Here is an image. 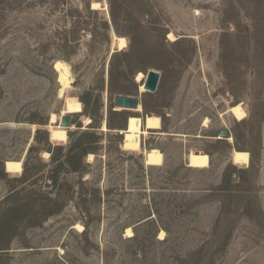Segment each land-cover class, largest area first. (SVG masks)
I'll return each mask as SVG.
<instances>
[{"label": "rangeland", "instance_id": "rangeland-1", "mask_svg": "<svg viewBox=\"0 0 264 264\" xmlns=\"http://www.w3.org/2000/svg\"><path fill=\"white\" fill-rule=\"evenodd\" d=\"M56 60L71 65L65 95ZM150 69L158 88L141 92ZM67 95L83 112L53 141ZM117 95L139 97L142 111L117 110ZM237 103L243 120L228 111ZM148 114L161 130L140 151L123 148L129 116ZM152 148L162 165L146 164ZM191 150L210 167H190ZM60 166L53 188L47 174ZM40 193L65 199L34 221ZM0 264H264V0H0Z\"/></svg>", "mask_w": 264, "mask_h": 264}, {"label": "bare ground", "instance_id": "bare-ground-1", "mask_svg": "<svg viewBox=\"0 0 264 264\" xmlns=\"http://www.w3.org/2000/svg\"><path fill=\"white\" fill-rule=\"evenodd\" d=\"M99 3H93V8H97ZM169 38L175 39L172 33H169ZM115 40L118 45L119 50H124L128 46V40L124 36H115ZM54 69L58 74V82L60 83V94L65 95V93L72 87L74 77L72 74L71 65L63 60H56L54 63ZM143 73L139 72L137 80L143 78ZM140 91L144 92V85L141 83ZM65 110L63 114H78L83 112V105L81 101L73 96H65ZM117 110L127 109L132 112L142 111V106L139 104L138 108H121L116 107ZM236 119L243 120L247 117V111L243 107L242 103H237L232 105L228 110ZM59 118L56 114H52L50 119V137L53 141L66 142L68 140V131L66 126L59 124ZM91 122L90 118H87L85 125ZM209 123V118H206L204 125L207 126ZM162 120L158 115L148 114L144 118L136 115L129 116L127 120L126 127L121 129L119 132L123 135L122 146L125 149L140 151L143 149V135H147L151 130H161ZM103 130H108V126L105 123ZM161 133V131H160ZM177 135V134H176ZM221 137V136H220ZM222 138V137H221ZM229 140L233 141V137H228ZM145 162L148 165H162L165 160L163 152L158 148L145 149ZM92 157V154H90ZM232 160L234 164L246 165L250 164L251 156L246 150L234 149L232 152ZM187 163L190 167L205 169L209 168L211 165V156L204 151H193L191 150L187 155ZM7 170L9 172H22L23 171V161L22 160H7ZM75 227L80 231L83 230L81 224H76ZM165 231L161 230L160 237L164 238ZM126 234L128 236H133L134 232L132 227L126 229Z\"/></svg>", "mask_w": 264, "mask_h": 264}, {"label": "trees", "instance_id": "trees-1", "mask_svg": "<svg viewBox=\"0 0 264 264\" xmlns=\"http://www.w3.org/2000/svg\"><path fill=\"white\" fill-rule=\"evenodd\" d=\"M31 151H32V147L29 149V154ZM33 169L35 170L36 168H33ZM71 170H73V169H71ZM71 170H69V171H71ZM28 171H29V167L25 166L24 173L21 177V180L28 181L31 178V175H34L33 172H28ZM60 171H61V166H60V168L54 167L53 169L49 170V172L47 174V180L49 182L51 181L50 184L53 185V188L56 186H59V189L63 188V182L60 181V177H61ZM68 172L66 171L65 174H67ZM44 179H46V175L44 176ZM65 182H66V184L69 183L68 178H66V177H65ZM34 184H35V182L30 183L29 187H32ZM69 192H70V190L67 191V194ZM50 197L51 196H43V195H41V193L37 195L36 201H38V204L35 205L36 210H34V215L32 216V220H34V221L43 220V219H46L47 217L54 215V214H57L59 211H61V210H59V208L61 206V201L63 199H65V197L62 195L56 196L55 199L50 198ZM40 205H41V207H40ZM86 228H88L87 224H86Z\"/></svg>", "mask_w": 264, "mask_h": 264}, {"label": "water", "instance_id": "water-1", "mask_svg": "<svg viewBox=\"0 0 264 264\" xmlns=\"http://www.w3.org/2000/svg\"><path fill=\"white\" fill-rule=\"evenodd\" d=\"M161 80V73L157 70L150 69L146 73L145 79L143 81L144 89L149 92H155L158 88L159 82ZM115 107L121 108H138L139 107V97L130 95H117L114 98ZM71 121L70 114H62L59 124L62 126H69ZM219 135L223 138H228L229 132L227 129H221ZM5 169L7 172V161L5 162Z\"/></svg>", "mask_w": 264, "mask_h": 264}]
</instances>
